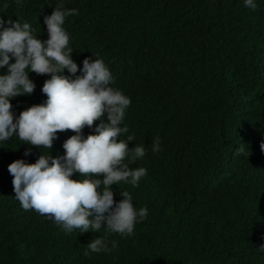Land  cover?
Returning <instances> with one entry per match:
<instances>
[{
    "label": "trees",
    "instance_id": "16d2710c",
    "mask_svg": "<svg viewBox=\"0 0 264 264\" xmlns=\"http://www.w3.org/2000/svg\"><path fill=\"white\" fill-rule=\"evenodd\" d=\"M64 4L77 10L63 24L78 65L71 75L94 53L112 73V86L130 98L122 121L128 131L120 138L131 133L129 147L145 145L144 157L128 166L146 171L135 187L123 181L110 187L114 201L122 199L118 188L127 190L147 215L132 236H120L103 228L65 232L22 208L7 165L18 158L35 162L40 150L49 153L13 136L0 146V264H264L258 248L264 243V0L255 9L242 0ZM54 5L0 0V16L27 21L43 40V16ZM5 71L0 67V74ZM28 75L32 93L10 98L17 115L46 96L40 89L50 73ZM97 123L85 125L82 135ZM56 131L52 156L62 155V142L74 134ZM153 138L159 142L155 153ZM101 234L115 239L116 248L85 254L87 243Z\"/></svg>",
    "mask_w": 264,
    "mask_h": 264
},
{
    "label": "clouds",
    "instance_id": "9594fccd",
    "mask_svg": "<svg viewBox=\"0 0 264 264\" xmlns=\"http://www.w3.org/2000/svg\"><path fill=\"white\" fill-rule=\"evenodd\" d=\"M242 3L250 9L257 7V0ZM76 11L65 7L64 0H55L51 13L43 16L48 34L43 40L33 34L36 30L27 21L0 16V67L6 66L0 74V146L14 136L48 149L47 155L40 150L35 162L18 158L7 165L13 197L22 208L45 215L65 232L103 228L104 233L132 236L134 225L145 219L147 209L134 207L131 194L119 188L122 199L114 201L110 185L118 181L133 187L138 184L146 169L128 165L144 157L146 147L141 143L129 147L128 141L134 140L131 133L120 138L128 131L122 121L130 98L112 86L114 77L102 58L94 53V59L84 57L79 74L71 75L77 73L78 65L71 56L73 48L63 24L65 17ZM10 58L14 60L9 62ZM65 69L69 75L64 74ZM32 71L50 73L40 89L45 99L17 115L11 110L10 98L32 93L35 84L28 75ZM97 119L94 130L82 135V128L92 127ZM66 129L74 134L62 142L63 154L52 156L49 149L56 130ZM150 147L154 153L159 150L158 138L151 139ZM260 148L264 151V141ZM29 152L31 148H25L24 155ZM74 172L78 179L71 178ZM109 244L116 248L115 239L108 241L101 234L87 243L85 254L89 250L110 251ZM258 248L264 250V243Z\"/></svg>",
    "mask_w": 264,
    "mask_h": 264
}]
</instances>
